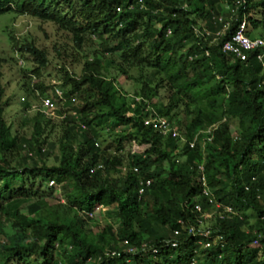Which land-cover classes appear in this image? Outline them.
Here are the masks:
<instances>
[{"label": "trees", "instance_id": "trees-1", "mask_svg": "<svg viewBox=\"0 0 264 264\" xmlns=\"http://www.w3.org/2000/svg\"><path fill=\"white\" fill-rule=\"evenodd\" d=\"M6 14L51 25L60 37L62 97H53L56 117L41 111L50 96L38 80L51 52L9 36L31 66L16 126L6 119L12 98L0 58V264H264V66L259 50L246 61L222 52L244 21L250 37L264 39V0H0ZM155 115L186 142L146 125ZM211 126L209 140L202 132ZM128 141L144 150L127 151ZM203 178L240 215L211 221L223 247L205 249L187 230L199 216L188 203L211 210ZM167 239L178 248L161 247L157 258L125 252L126 240Z\"/></svg>", "mask_w": 264, "mask_h": 264}, {"label": "built area", "instance_id": "built-area-1", "mask_svg": "<svg viewBox=\"0 0 264 264\" xmlns=\"http://www.w3.org/2000/svg\"><path fill=\"white\" fill-rule=\"evenodd\" d=\"M224 20H225V17L223 15H221L218 18L219 22H223ZM168 33L170 34L171 32L169 31ZM222 33H223L222 31L217 32L215 37L217 38L221 37ZM202 34H205L206 36L212 35L210 31L208 30L203 31ZM257 50L260 51L258 55V59L261 62H263V66H264V39L261 37H256V38L250 37L247 34V24L245 21L240 24L238 30L222 46V52L224 54L233 55L236 58L240 59L241 61H246L249 53L255 52ZM55 94L58 97L59 96L62 97V92L59 91L58 89L55 90ZM137 100H139V98ZM33 108L37 109L38 107L37 105H35ZM45 109L51 112L55 111L56 103L52 99H43L42 104H41V111L42 110L44 111ZM150 123H156L160 133L163 136L165 137L171 136L172 138H175V139L181 138L183 142H186V140L182 137L180 131L170 121L160 118L155 115L154 118H148L145 120L146 125ZM82 128L86 129V126L82 125ZM215 129H216V126H211L207 130L203 131L202 133L205 136H209L212 134V132ZM197 137L193 142L190 143L191 148L195 147V142L197 140ZM208 139L211 140L212 138L209 136ZM137 170L138 169H135V171ZM201 170H203L202 167H201ZM149 184H150V181H146V185H149ZM203 185H204V188L202 191V195L203 197L207 198L211 210L209 212H205L203 210L202 205L196 202V199L188 203V205H194V211H196L199 214V216H198L196 224L189 225L187 230L190 235L194 237H198L199 244L205 249H211L214 246L223 247L224 237L217 230H214L212 228L211 221L213 219L227 220V219H230L231 217H236L240 215L232 206L223 205L215 199L214 194L206 186L205 178H203ZM143 192H144V188L140 190V194H142ZM258 198H264V194L259 195ZM87 215H89L92 218L95 217L93 213H87ZM180 223H183V222L181 221ZM175 235L177 236L180 235V232L176 231ZM161 245H156V244L146 242V243L141 244V246H132L128 240L124 241L125 252L127 254L135 255V256L138 254H148L153 258H157V256L160 253L161 247L178 248L179 242L176 241L175 239H167V240H163L161 242ZM252 246L258 247L259 242L257 240L254 241ZM117 256H120V253L116 250H106L104 253V257L106 258H113ZM101 259L102 257H100V260L99 259L94 260V258H90L88 260V264H101L100 263L102 262ZM128 262H130V260H128ZM196 263H197L196 259H193L191 262V264H196Z\"/></svg>", "mask_w": 264, "mask_h": 264}, {"label": "rangeland", "instance_id": "rangeland-1", "mask_svg": "<svg viewBox=\"0 0 264 264\" xmlns=\"http://www.w3.org/2000/svg\"><path fill=\"white\" fill-rule=\"evenodd\" d=\"M228 9V7H226ZM225 17H227L225 15ZM51 25H43L41 29L38 27L34 21L27 17H17L13 14H6L0 16V58L5 59L7 62L3 64L2 71L4 73V81L3 83L6 85V98H12V104H9L6 111V119L9 122H14L16 126L18 122H20L22 117V106L21 103L24 102V98L27 100L26 96H24L21 91L20 86L22 85V81L24 76L23 69L30 67L31 64L24 61V64L21 63L19 58L13 53V47L10 42L11 35L15 36L17 39L22 40L26 37L35 40L36 43L42 47H48L51 52V64L47 67V69L43 72L41 79L38 80V83L42 84L45 87L46 95L44 98L49 97L53 100L55 96L56 88L61 91L60 87V72L58 69L57 60L54 57L53 45L56 40H60L59 36H55L52 33ZM46 32L48 33L46 36ZM253 36H259V33H254ZM15 59V60H14ZM81 68L77 70L80 71ZM121 80V78L119 79ZM122 86L125 91L132 94L134 91V86L131 82H126L122 80ZM43 99V98H42ZM59 102V101H58ZM56 102V104H58ZM38 103H35V105ZM38 106V105H37ZM37 110V109H36ZM43 111V110H42ZM49 117H56V111H43ZM34 111L31 113V116L34 115ZM32 128L27 132L31 134ZM60 128L54 132L51 136L50 141L54 142L60 136ZM126 150L135 152V151H143L144 148H139L134 142L128 141L126 144ZM49 164H54V159L51 158L48 161ZM249 215L252 217H256V214L252 211L249 212Z\"/></svg>", "mask_w": 264, "mask_h": 264}]
</instances>
